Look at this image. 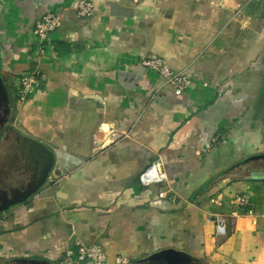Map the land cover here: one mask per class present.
Instances as JSON below:
<instances>
[{"label":"crops","instance_id":"1","mask_svg":"<svg viewBox=\"0 0 264 264\" xmlns=\"http://www.w3.org/2000/svg\"><path fill=\"white\" fill-rule=\"evenodd\" d=\"M80 1L0 0V197L34 180L24 138L54 152L58 176L0 213V264H61L77 242L101 245L107 264L167 249L191 264H264V161L243 163L264 154V0H89L87 18ZM52 13L62 25L38 56L35 25ZM156 59L190 80L182 95L142 64ZM158 159L168 183L143 187ZM241 194L255 217L231 216Z\"/></svg>","mask_w":264,"mask_h":264},{"label":"built area","instance_id":"2","mask_svg":"<svg viewBox=\"0 0 264 264\" xmlns=\"http://www.w3.org/2000/svg\"><path fill=\"white\" fill-rule=\"evenodd\" d=\"M93 4L89 0H81L77 6V13L82 18L90 17L93 14ZM62 25V16L59 13H52L42 16L35 25V35L38 39L37 55L43 54L44 43L48 36L60 29ZM143 66L150 68L166 79V84L172 88L178 96L182 95L190 84V80L183 72H175L171 70L166 62L162 59L144 60ZM42 72L39 66L31 71L23 73L20 77L18 88V100L22 103L27 102L37 91L40 81L42 80ZM54 171V170H53ZM58 176L50 174L47 183H54ZM169 181L168 174L164 169L160 159L154 161L140 176L139 182L143 187H152L165 185ZM171 189L162 188L159 192L160 198H167ZM175 198H172L174 201ZM251 199L247 194L238 195L235 199V211L231 213L234 218L239 217L240 208H248V216L255 217V212L250 208ZM264 219V215L261 216ZM216 223V232L218 236L227 234L226 216L217 214L214 217ZM108 256L104 248L99 244L86 245L77 242L75 247L67 250L61 264H107ZM129 261L124 257H117L116 264H128Z\"/></svg>","mask_w":264,"mask_h":264},{"label":"water","instance_id":"3","mask_svg":"<svg viewBox=\"0 0 264 264\" xmlns=\"http://www.w3.org/2000/svg\"><path fill=\"white\" fill-rule=\"evenodd\" d=\"M24 151L28 154L34 171V180L29 184L25 191L16 190L15 196L6 199L0 206V213L25 203L29 198L36 195L47 184L50 174L53 172L56 163L54 152L45 144L31 138H24ZM253 161H264V154L254 156L244 161L249 163ZM15 264H53L47 260L37 259H15ZM142 264H191L192 259L174 249L163 250L148 258L141 260Z\"/></svg>","mask_w":264,"mask_h":264},{"label":"flooded vegetation","instance_id":"4","mask_svg":"<svg viewBox=\"0 0 264 264\" xmlns=\"http://www.w3.org/2000/svg\"><path fill=\"white\" fill-rule=\"evenodd\" d=\"M6 199L3 197H0V206L3 205L5 203Z\"/></svg>","mask_w":264,"mask_h":264}]
</instances>
